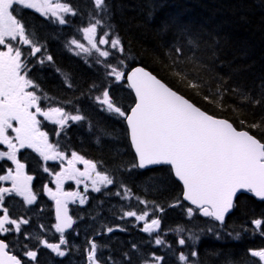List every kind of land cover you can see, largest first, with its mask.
I'll return each instance as SVG.
<instances>
[{
    "label": "trees",
    "instance_id": "16d2710c",
    "mask_svg": "<svg viewBox=\"0 0 264 264\" xmlns=\"http://www.w3.org/2000/svg\"><path fill=\"white\" fill-rule=\"evenodd\" d=\"M67 2L78 15L69 17L66 28L32 16L29 25L35 32V40L53 61L44 65L34 63L31 76L49 98L43 101L44 105L64 107L72 114L79 109L87 117L84 122L71 123L59 136L62 145L91 159L99 171L107 172L115 180L114 185L104 188L93 199L98 212L94 214L90 238L106 244L102 251L105 257L111 255L116 264H128L124 253L131 257V264H141L152 252L165 255L167 264H180L176 259L179 252L187 254L193 247L198 256L190 258L192 264H259L249 250L264 248V236L254 233L255 226L251 223L264 217L263 202L240 195L223 228L218 227L221 238L217 239L207 231L216 222L201 215L187 217L184 209L189 206L182 201V188L169 167L144 171L131 167L136 159L124 119L102 110L94 97L108 87L129 110L134 104L133 94L126 82L116 83L106 75L110 69L104 63H96L104 58L92 55L85 59L69 51V40L80 36L94 9L91 0ZM107 4V24L102 30L118 35L125 48L123 54L111 50L108 63L118 66L123 59L126 72L137 65L145 67L202 110L229 120L237 129L247 130L264 142V125L250 127L264 117V0H107ZM98 34L101 35L99 28ZM177 46H182L192 59L173 65L172 50ZM197 81L199 86L191 87ZM217 90L223 93L222 99L218 98ZM210 93L214 95L211 101H206L204 96ZM121 185L131 190L129 199L122 198ZM117 191L121 196L115 195ZM139 200L147 201V206ZM177 202L180 206H170ZM122 205V211L115 208ZM155 205L164 209L155 216L161 218V231L167 234L165 238L171 247L149 248L155 234L136 231L127 224L131 220H118L128 206L138 213L144 210L150 213ZM97 217H109L116 225L120 223L118 226L124 232L97 235L105 232ZM178 227L185 231L176 232ZM236 232H240L239 240L232 238ZM192 233L200 238L196 242L189 240L191 247L181 248L176 243L180 236L187 238ZM134 243L138 250L132 249ZM43 254L49 253L45 249L40 251L39 264H73L72 258H77L74 252L59 259L47 256L42 259Z\"/></svg>",
    "mask_w": 264,
    "mask_h": 264
},
{
    "label": "snow or ice",
    "instance_id": "6c2138e0",
    "mask_svg": "<svg viewBox=\"0 0 264 264\" xmlns=\"http://www.w3.org/2000/svg\"><path fill=\"white\" fill-rule=\"evenodd\" d=\"M91 3L94 12L89 14L87 26L81 29L90 47H85L75 38L68 43L83 53L90 55L93 50L98 53V57L104 60L97 59L96 63H104L110 69L106 75L114 78L116 83L126 82L128 89L134 93V106L130 107V111L125 110L108 87H104L100 95L94 97L95 102L102 110L126 121L136 156V162L131 167L144 169L155 165L170 166L175 177L182 182L183 200L194 206L184 209L187 217L192 219L195 215H201L216 222L207 231L220 239L218 227L223 228L226 217L237 207L238 193H249L264 201V142L247 130H237L229 120L202 110L144 67L138 66L126 72L122 67L125 63L123 59L118 66L108 63L111 50L123 54L125 48L118 35L102 30L107 24V0H91ZM24 10H34L59 25L68 24V17L78 15L67 0H0V46L6 49L0 50V146H6V150L0 151V161L10 162L14 166L0 174V182H7V186L0 183V264H39L38 257L42 249L59 258L69 255L72 246L67 233L69 230L76 235L79 233L74 228L76 221L69 215L68 204L78 201L83 205L87 197L78 191H63L64 182L74 180L77 185L83 183L84 193L88 192L89 184L93 192L101 193L102 187L108 188L115 183L107 172L97 170L96 163L76 152H72L69 159L57 145L50 143L48 132L41 129V119L38 117L57 126L54 129L56 136L71 126L69 122H84L87 117L79 109L76 114H72L64 107H42L43 101L49 98L31 76L29 57H37L40 53L37 57L40 65L52 62L53 57L42 52L43 46L36 42L35 32L26 21ZM98 28L101 35L97 43ZM98 45H108L110 50H102ZM21 46H28L29 51L25 52ZM172 51L173 65L192 59L182 46L174 47ZM199 84V81L194 82L191 87L195 88ZM68 87H72V84L68 83ZM217 92L218 98L222 99L223 93ZM212 95H205L204 99L211 101ZM255 103L259 104L260 101ZM240 123L243 125L244 121ZM261 125H264V117L250 127ZM10 131L14 135H10ZM22 149L37 153L44 165L43 172L54 177L52 183L56 186L55 191L48 184L42 186V192L55 202V223L52 228L59 235L53 239H49L44 224L38 225L39 233L43 235L37 233L33 236L24 228L30 225V219L23 215L14 216L10 210L14 208L16 197L22 198L25 206H33L38 202L39 193L33 188L35 177L26 172L28 165L22 162ZM65 160L67 166L63 165ZM48 161L61 162L60 171H51L47 166ZM78 162L84 165L83 171L76 167ZM120 187L124 189L122 198L129 199L131 190L124 185ZM115 195L121 196V192L117 191ZM139 203L147 206V201L139 200ZM170 206L180 205L177 202ZM163 211L161 206L155 205L152 215ZM149 215L147 210L141 213L127 210L120 218L134 217L137 222H144L141 231L149 236L155 234L152 242L157 248L171 247L165 238L167 234L161 231V218L155 216L148 222ZM251 223L255 226L254 233L264 236V217L254 219ZM117 228L125 230L119 226H105V232H98L97 235L113 233ZM175 231L183 233L185 229L178 227ZM199 238V235L192 233L187 238L180 236L176 243L181 248L191 247L188 241L196 242ZM232 238L239 240L240 232H236ZM31 241L35 243L30 245ZM17 247L21 252L13 254ZM106 247V244L89 238L83 250L86 264H116L111 255L105 257L102 250ZM131 247L138 250L135 243ZM249 253L258 258L259 264H264V248L250 249ZM197 256L198 252L193 247L187 254L180 251L176 259L180 264H192L190 258ZM21 257L26 258V261ZM123 258L131 264L128 253H124ZM141 264H167V258L152 252L142 259Z\"/></svg>",
    "mask_w": 264,
    "mask_h": 264
},
{
    "label": "flooded vegetation",
    "instance_id": "af4514ba",
    "mask_svg": "<svg viewBox=\"0 0 264 264\" xmlns=\"http://www.w3.org/2000/svg\"><path fill=\"white\" fill-rule=\"evenodd\" d=\"M26 11V15H28L30 12L28 10ZM0 50H6L3 48V46H0ZM41 119V129L43 131L48 132L49 134V141L50 143H53L54 145H57L60 149V145L58 144L59 138L56 139V137L53 135V124L48 121H44L42 117H38ZM10 135H14V133H11ZM6 150V146H0V151ZM66 153L67 157L71 158L70 151H63ZM21 158L22 162H25L28 167L26 168V172L29 175H33L35 178L33 180V188L34 191L39 193L38 195V202L36 205L33 206H25L23 204L22 198L16 197L14 200V208H10L12 211V214L14 216H26L30 219V225H39L44 224L45 227L48 229V232L51 233V231L54 232L55 237H58L59 234L55 233L54 228H52V225L55 223V202L50 199V197L42 192V186L44 184H48L49 187H51L54 191L56 190V186L52 181L54 180V177L49 175L48 173L43 172V163L41 161V158L38 156L37 153L33 152L31 149H22L21 150ZM64 166H67V160L63 162ZM47 166L50 168L53 172H59L61 168V162L59 161H48ZM8 167H14L11 165L10 162L7 161H0V174H4V171ZM76 167L79 168L81 171H83V166L81 163H77ZM4 183L5 186H7V182H0ZM77 184L74 180H66L63 184V191L65 192H72L77 191ZM92 193V192H90ZM86 202L83 205H80L77 201L76 203H69L68 207L71 213V216L76 221V224L79 223L81 226L88 223L90 218L89 215V205H87V202H89V195L86 196ZM42 209V211H41ZM30 225H27L26 227H29ZM76 228V226H75ZM77 229V228H76ZM75 229V230H76ZM75 233V232H74ZM43 235V233H40ZM50 239V238H49ZM53 239V238H52ZM16 252H18V247L16 248Z\"/></svg>",
    "mask_w": 264,
    "mask_h": 264
},
{
    "label": "rangeland",
    "instance_id": "374dc122",
    "mask_svg": "<svg viewBox=\"0 0 264 264\" xmlns=\"http://www.w3.org/2000/svg\"><path fill=\"white\" fill-rule=\"evenodd\" d=\"M55 1V0H54ZM99 38H100V34H98V32H97V36H96V40H97V43H98V40H99ZM81 40L79 41L80 43H82V44H84V46L85 47H90L89 45H88V43H87V41L83 38V35H82V38H80ZM99 47H101V49L103 50V49H106V47H109L108 45H98ZM74 49H75V52L76 53H78V54H81V55H83V56H86V57H90V56H92V55H95V56H98V53H96L94 50L91 52V54L89 55V54H86V53H83V52H81L79 49H76L75 47H74ZM38 54H40V53H38ZM69 123H72V122H69ZM50 124H51V122H50ZM82 164V163H81ZM82 166H83V170H84V165L82 164ZM84 184L82 183V184H80V185H77V188H78V192H80L82 195H85V196H87L90 192H93L92 191V189H91V186H90V184H89V188H88V192L87 193H84ZM103 188V187H102ZM129 207V209H127V210H135V209H133L132 208V206H128ZM116 209H119V210H121L122 211V208H124V205H122V206H117V207H115ZM126 210V211H127ZM136 211V210H135ZM124 212V211H123ZM123 212H122V214H121V216L123 215ZM153 218V217H152ZM104 223L106 222V220L108 219V217L106 218V217H104ZM118 220H131L130 222H131V224H136V225H138V224H141L142 226L144 225V222H137L136 220H135V218L134 217H127V218H123V219H121V218H118ZM102 223V222H101ZM115 224L112 220H110V224ZM109 224V220L104 224V226H109L110 225ZM116 225V224H115ZM39 230V229H38ZM38 233H39V231H38ZM40 234V233H39ZM76 236V233H74L73 234V236L72 237H69V240H70V245L72 246L71 247V250H70V253L71 252H74L75 254H78L79 253V251L81 250V249H83V248H86L87 247V240L89 239V236H84V237H82L81 239H78V236L76 237V239L75 240H73V238ZM48 237L49 238H54L55 237V235H54V232L53 231H51V233H49L48 232ZM193 242V241H192ZM69 253V254H70ZM68 256V255H67ZM85 256V254H82V257H84ZM72 263L73 264H83L84 263V259L83 260H81V261H79V260H77L75 257L74 258H72Z\"/></svg>",
    "mask_w": 264,
    "mask_h": 264
},
{
    "label": "bare ground",
    "instance_id": "6f19581e",
    "mask_svg": "<svg viewBox=\"0 0 264 264\" xmlns=\"http://www.w3.org/2000/svg\"><path fill=\"white\" fill-rule=\"evenodd\" d=\"M28 11L30 12L28 15H26V11L23 12L24 17H25L26 21L28 22V24L31 23L32 16L35 17V18L37 17V18H39V19H41V20H43L45 22H51L52 21V19H48V18L42 17L39 13L35 12L34 10H28ZM61 26L66 28V25H61ZM90 57H92V56H90ZM87 58H89V57H87ZM89 62H91V60L87 61V63H89ZM91 206H94V202H91ZM149 248H155V245H154L153 242H150Z\"/></svg>",
    "mask_w": 264,
    "mask_h": 264
},
{
    "label": "water",
    "instance_id": "95a60500",
    "mask_svg": "<svg viewBox=\"0 0 264 264\" xmlns=\"http://www.w3.org/2000/svg\"><path fill=\"white\" fill-rule=\"evenodd\" d=\"M135 67H138V66H135ZM135 67H133V68H135ZM140 67H142V66H140ZM146 69V68H145ZM146 70H148V69H146ZM133 93V92H132ZM180 94V93H179ZM133 95H134V93H133ZM191 102V101H190ZM134 106V105H133ZM197 106V105H196ZM130 111V110H129ZM223 119V118H222ZM230 122V121H229ZM125 123H126V121H125ZM126 126H127V123H126ZM127 129H128V126H127ZM238 130V129H237ZM128 135H129V141H130V144H131V140H130V131H129V129H128ZM131 148H132V150H133V152H134V154H135V151H134V148L132 147V145H131ZM136 157V156H135ZM160 166H168V165H155V166H148V167H146V168H144V169H140V170H147V169H152V168H156V167H160ZM168 167H170V166H168ZM170 169H171V167H170ZM171 171H172V169H171ZM172 174H173V176H174V178H175V180L181 185V187H182V190H183V185H182V182H180L179 180H178V178H176L175 177V175H174V172L172 171ZM242 194H247V195H251V194H249V193H238V196L239 195H242ZM252 196V195H251ZM253 197V196H252ZM253 198H255V197H253ZM257 201H261V200H259L258 198H255ZM182 200H183V196H182ZM184 201V200H183ZM185 203H187L189 206H191V207H194V206H192V205H190V203L188 202V201H184ZM262 202H264V201H262ZM233 212V211H232ZM231 214V213H230ZM229 214V215H230ZM228 215V216H229ZM227 216V217H228ZM226 217V218H227Z\"/></svg>",
    "mask_w": 264,
    "mask_h": 264
}]
</instances>
